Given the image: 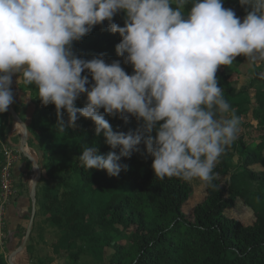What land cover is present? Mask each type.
I'll return each instance as SVG.
<instances>
[{
  "label": "clouds",
  "instance_id": "9594fccd",
  "mask_svg": "<svg viewBox=\"0 0 264 264\" xmlns=\"http://www.w3.org/2000/svg\"><path fill=\"white\" fill-rule=\"evenodd\" d=\"M238 2L242 19L224 0H0V114L14 102V82L31 85L42 106H54L59 132L82 117L103 136L110 151L82 145V168L117 177L128 170L122 158L140 153L160 179L210 184L241 125L217 70L241 56L264 65V0ZM118 13L123 26L113 22ZM102 22L119 35L115 54L132 74L119 59L74 52ZM105 116L134 118L138 127L114 130Z\"/></svg>",
  "mask_w": 264,
  "mask_h": 264
},
{
  "label": "trees",
  "instance_id": "16d2710c",
  "mask_svg": "<svg viewBox=\"0 0 264 264\" xmlns=\"http://www.w3.org/2000/svg\"><path fill=\"white\" fill-rule=\"evenodd\" d=\"M224 7L233 8L241 19L245 15L238 0H224ZM113 22L123 26V13L114 16ZM119 42V35L109 33L107 22H102L74 42L73 50L83 59L101 53L108 63L119 59L132 74V67L115 54ZM246 64L241 56L217 70L224 98L241 117L240 132L216 164L213 181L203 182V198L188 213L183 208L194 195L190 181L154 176L151 158L140 153L122 158L120 163L127 164L128 170L117 177L82 168L76 159L82 145L95 144L102 155L110 151L103 136H96L92 122L82 117L74 128L61 133L55 127L54 106L34 104L28 131L31 144L42 153L43 171L35 188L34 221L41 213L45 223L60 231L59 243L70 252L65 255L67 263L86 254L103 264H264V139L246 141V127L252 121L264 131V91L254 92L250 110L246 97L250 89L238 87ZM262 70L264 65L255 76ZM83 106L81 96L76 107ZM105 119L122 132L138 127L134 118L127 123L115 117ZM11 122L8 112L4 113L0 139L6 138ZM235 157L240 163L232 170ZM240 209L248 210L250 223L244 222ZM108 249L112 253L106 258ZM0 264H9L1 251Z\"/></svg>",
  "mask_w": 264,
  "mask_h": 264
},
{
  "label": "rangeland",
  "instance_id": "374dc122",
  "mask_svg": "<svg viewBox=\"0 0 264 264\" xmlns=\"http://www.w3.org/2000/svg\"><path fill=\"white\" fill-rule=\"evenodd\" d=\"M258 68L259 67H253L247 63L242 68V71H241L242 75L240 76V79L238 82V87L240 89L241 88L250 89L249 95L246 96L250 101V104L248 106L250 110H251V105H253V102H254V98H253L254 92L264 91V75H262L264 74V70H262L261 74H259V77H256L254 74ZM13 79L15 81V77ZM12 88L14 91L13 104H16L19 102L26 103L27 106L22 105L23 106L22 109L25 110L24 113L26 116H29V115L32 116V113L34 111V104L40 102L39 99H37L35 87L31 85L26 86L21 82H17V85H16L14 82L12 85ZM16 94H17V97H16ZM13 104L12 106L14 108ZM14 111H15V108H14ZM6 112H8L13 122L14 119L11 116L9 109ZM3 115L4 113H2V117ZM2 117L0 114V120ZM249 119H251L250 113L249 115H247V120ZM255 125H256V121H252L250 123V126L246 127L247 128L246 129V134H247L246 141L247 142H249L250 140L257 139V137H262L264 139V131L256 129ZM0 141H1L0 151H2L3 146H6V148L16 153V155L18 156L17 161L20 160V158L23 159L25 157V155L22 153L21 150L13 149L5 145L2 139H0ZM26 143L27 141H23L22 144L20 142L19 146L22 145L23 147H25ZM3 163H4V159L2 157V165ZM239 163H240V159L238 157L233 158L232 159V170H235L238 167ZM12 178H13V173H12ZM190 183L193 187L194 195L192 199L184 206L183 210L185 213H188L191 210V208L203 198V194H204L203 182L194 180V181H190ZM15 195H16V192L14 194V197ZM17 208L18 210L15 213H12L10 210L8 211V208H7V211H6L7 220L5 222H7L8 230L14 226L18 218H20L22 214L24 213V210H23L24 208H21L20 205L17 206ZM36 209H37V205H36ZM242 211H243L244 222L246 224L250 223L252 221V217L249 214V212H247L248 210L247 209L239 210L240 213H242ZM31 212H32V199L30 197L29 206L26 211V215L24 217L25 223L23 224L22 227L18 226L16 228L17 231L15 234L14 242L12 244H7V235L4 233V229H3L2 237L0 240V251L1 253H3L6 261L9 264H69L65 260V255L68 253L70 254V252L64 250V246H62L59 243V240L61 237L60 231L48 225L47 223H45L44 216L41 213H38L36 215L35 221L31 227L30 235H29V238H28V241L25 247L22 249V251L16 252L25 239L27 228H28L29 221L31 218ZM111 253H112V250L108 249L106 252V258ZM73 264H103V262L98 261L89 255L81 254L79 257V260Z\"/></svg>",
  "mask_w": 264,
  "mask_h": 264
},
{
  "label": "crops",
  "instance_id": "0c3cea01",
  "mask_svg": "<svg viewBox=\"0 0 264 264\" xmlns=\"http://www.w3.org/2000/svg\"><path fill=\"white\" fill-rule=\"evenodd\" d=\"M17 97V94H16ZM15 108V112L19 119L23 122L24 126L14 121L9 123L8 130L6 131V138L2 139L3 143L13 149H19L21 146H19L20 142L24 141V134H25V128L27 129V143L26 146L23 147L25 153L27 154L23 159L20 158L14 165H13V185L14 190L16 192V195L13 199L12 204L8 207V211L10 210L12 213H15L18 208L17 206L20 205L21 208H24V213L18 220L15 222L14 226L8 230L7 222H5V228L4 233L7 235V244H12L15 239L16 234V228L18 226L22 227L25 223V215L26 211L29 206V199L31 194V188L33 185V181L37 176V169L36 166H38L39 170L42 171V153L37 147V145L31 144L32 142V136L30 135L28 131V126L30 124L31 116H26L24 113V109H22V105H26V103H16L13 104ZM27 106V105H26ZM26 116V117H25ZM2 117V114H1ZM22 135V136H21ZM1 143V141H0ZM1 145V144H0ZM2 157V156H1ZM26 209V210H25ZM7 218H5V221Z\"/></svg>",
  "mask_w": 264,
  "mask_h": 264
},
{
  "label": "built area",
  "instance_id": "2783aa9c",
  "mask_svg": "<svg viewBox=\"0 0 264 264\" xmlns=\"http://www.w3.org/2000/svg\"><path fill=\"white\" fill-rule=\"evenodd\" d=\"M0 155L4 159V163L2 165L0 171V240L2 237L3 229L5 228V218L6 211L8 206L13 201V197L15 194L13 178H12V170L13 165L17 162L18 156L14 151L3 146L2 151H0Z\"/></svg>",
  "mask_w": 264,
  "mask_h": 264
},
{
  "label": "water",
  "instance_id": "95a60500",
  "mask_svg": "<svg viewBox=\"0 0 264 264\" xmlns=\"http://www.w3.org/2000/svg\"><path fill=\"white\" fill-rule=\"evenodd\" d=\"M8 109H9V112H10L11 116L13 117V119L15 121L21 123L24 126L23 122L19 119V117L17 116L16 112L14 111V108H13L12 104L9 106ZM26 139H27V129L25 128L24 141H26ZM20 150L22 151V153L25 156L27 155L25 153V151L23 150V146H21ZM36 169H37V176H36V178L33 181V185H32V188H31V194H30V197L32 199L31 218H30V221H29V225H28V228H27V233H26L25 239H24L23 243L21 244V246L19 247V249L16 252L22 251V249L25 247V245H26V243L28 241L29 235H30L31 227H32V225L34 223V217H35V214H36L35 188H36V183H37L39 177L41 176V171L39 170L38 166H36ZM11 257H12V255H11Z\"/></svg>",
  "mask_w": 264,
  "mask_h": 264
}]
</instances>
